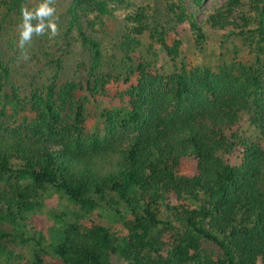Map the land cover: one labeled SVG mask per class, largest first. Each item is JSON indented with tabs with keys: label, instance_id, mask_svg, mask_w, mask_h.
I'll return each mask as SVG.
<instances>
[{
	"label": "trees",
	"instance_id": "trees-1",
	"mask_svg": "<svg viewBox=\"0 0 264 264\" xmlns=\"http://www.w3.org/2000/svg\"><path fill=\"white\" fill-rule=\"evenodd\" d=\"M40 2L0 0V264L32 242L36 264H264V145L242 128L264 143V0L206 21L256 58L170 73L160 49L176 63L207 39L188 0H56L59 34L24 61L20 9ZM54 189L76 220L49 233ZM119 205L120 228L90 219Z\"/></svg>",
	"mask_w": 264,
	"mask_h": 264
},
{
	"label": "rangeland",
	"instance_id": "rangeland-1",
	"mask_svg": "<svg viewBox=\"0 0 264 264\" xmlns=\"http://www.w3.org/2000/svg\"><path fill=\"white\" fill-rule=\"evenodd\" d=\"M225 2L226 0H209L202 9L195 11L188 0V7L196 12L197 19L199 23L202 24L207 39L201 47H199L194 44V41L191 38H187L182 47L180 58L176 63L170 62L164 51L160 49V65L164 68L165 73L174 71L175 66L179 68L183 64L188 63L200 67H214L222 61L230 60V57L235 54V52H237L238 56L241 58H256V52L252 51L251 53H248L244 50L242 46L243 43L241 44V38H229L228 31L215 32L206 24L209 13L213 12V9L224 5ZM242 128L251 131V141L255 143L259 142L264 145V143L258 140L257 133L252 131L248 125H245ZM75 210L76 207L74 203L68 199V196L63 191L54 189L40 201V207L36 210L35 214L47 223L50 228L48 231L51 233L63 230L66 225L74 223L76 220L74 215ZM59 211L65 215L60 214ZM128 217L129 214L126 207L119 205L112 209H97L90 219L107 227L120 228L123 219H127ZM45 250L46 253H44L43 256L46 263L56 264V258L50 253V250L48 248H45ZM39 252L40 251L35 244L33 242L30 243L27 248V261L25 264H36V253Z\"/></svg>",
	"mask_w": 264,
	"mask_h": 264
},
{
	"label": "clouds",
	"instance_id": "clouds-1",
	"mask_svg": "<svg viewBox=\"0 0 264 264\" xmlns=\"http://www.w3.org/2000/svg\"><path fill=\"white\" fill-rule=\"evenodd\" d=\"M56 0H42L35 8L29 9L22 6L20 9L21 22L17 25L19 33L18 47L20 56L18 59L27 61L30 59L27 48L31 46L33 36L48 34L49 40L59 34ZM33 21H36L33 24Z\"/></svg>",
	"mask_w": 264,
	"mask_h": 264
}]
</instances>
